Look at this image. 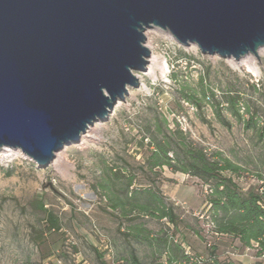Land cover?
<instances>
[{
  "label": "rangeland",
  "instance_id": "374dc122",
  "mask_svg": "<svg viewBox=\"0 0 264 264\" xmlns=\"http://www.w3.org/2000/svg\"><path fill=\"white\" fill-rule=\"evenodd\" d=\"M144 35L154 72L133 71L141 75L138 86L128 87L106 120L96 121L77 143L57 151L47 167L37 166L19 149L11 148L8 154L0 149V264H98L94 249L108 264H121L120 258L128 257L131 249L142 264H158L163 258L130 233L134 224L143 222L153 234L169 227L168 234L173 233L190 255L206 258L214 247L219 259L264 264L252 248L242 247L232 236L212 233L209 191L195 177L165 166L149 173L181 220L175 231L156 218H122L103 198L98 182L106 164H127L136 173L134 186L148 184L139 170L138 127L152 117L153 108L163 114L169 128L177 122L192 141L241 165L246 171L234 179L244 190L259 184L253 175L256 169L264 172L258 159L261 143L251 131L243 130L228 111L223 110L230 122L225 127L210 104L200 102L196 107L181 99L183 93L197 94L202 78L217 96L231 88L249 99L264 126V48L258 54L260 61L249 54L234 60L203 54L193 44L182 45L158 27L146 29ZM249 83L257 84V91ZM57 156L64 157L65 164H59ZM49 214L57 229L49 227Z\"/></svg>",
  "mask_w": 264,
  "mask_h": 264
},
{
  "label": "water",
  "instance_id": "95a60500",
  "mask_svg": "<svg viewBox=\"0 0 264 264\" xmlns=\"http://www.w3.org/2000/svg\"><path fill=\"white\" fill-rule=\"evenodd\" d=\"M152 27L203 54L258 58L264 0H0V148L47 167L138 86Z\"/></svg>",
  "mask_w": 264,
  "mask_h": 264
},
{
  "label": "trees",
  "instance_id": "16d2710c",
  "mask_svg": "<svg viewBox=\"0 0 264 264\" xmlns=\"http://www.w3.org/2000/svg\"><path fill=\"white\" fill-rule=\"evenodd\" d=\"M197 94H181V99L200 107V102L211 105L216 119L225 127H230L223 110L228 111L241 123L243 130L251 131L254 138L261 143L259 163L264 166V126L259 124L253 104L243 98L237 90L221 91L219 96L199 81ZM257 91V84L249 83ZM180 87H183L182 85ZM184 88H180L183 91ZM242 109V111H240ZM152 117L138 127L141 133L139 145L142 155L140 172L145 176L146 186H134L136 173L129 165L106 164L102 169L98 185L108 206L125 219L141 217L156 218L171 225L174 231L180 220L172 202L156 186L155 179L149 173L167 167L172 172H179L195 177L208 188V214L211 231L215 235L226 234L237 239L242 247L252 248L254 257L264 260V172L256 169L253 175L259 184L244 190L234 176L246 171L241 165L222 155L220 151H208L192 141L177 122L169 128L163 114L153 108ZM120 184L118 190L116 184ZM49 227L57 229L58 223L49 214ZM165 227L158 233H152L143 223L134 224L130 233L136 242H144L158 258V264H243L233 260L219 259L212 247L206 258L190 255L181 242L168 234ZM98 264H108L103 254L94 249ZM121 264H142L134 249L128 257L120 258ZM252 264H263L261 260Z\"/></svg>",
  "mask_w": 264,
  "mask_h": 264
},
{
  "label": "bare ground",
  "instance_id": "6f19581e",
  "mask_svg": "<svg viewBox=\"0 0 264 264\" xmlns=\"http://www.w3.org/2000/svg\"><path fill=\"white\" fill-rule=\"evenodd\" d=\"M166 31H167V33H169L170 36H172V34H171L168 30H166ZM172 38H173V37H172ZM144 45H145V46L148 48V50H149L150 46L147 45V44H144ZM193 45H194V44H193ZM263 48H264V46H263V47H260V48L257 49V51H256V55H257V56H258V54H260L259 52H260V50H262ZM149 51H150V50H149ZM250 55H251V56H252V55L255 56L254 54H249V57H250ZM245 56H246V55H245ZM255 57H256V56H255ZM251 58H252V57H251ZM148 62H149L150 64H148L147 68L145 69V73H146L147 75L153 73L154 70L156 69V67H155V63L153 62L152 58L150 59V61L148 60ZM251 62H254V61L252 60ZM133 74L135 75V77H136L137 80L139 81L140 78H141V75L138 74V73H133ZM85 132H88V130H86ZM86 136H87V137H90L91 135L87 133ZM4 147H5V146H4ZM4 147H1L0 149H1V150L3 149V151H7V154H8V151H11V150H12L11 148H8V147L4 148ZM10 154H12V153H10ZM57 162H58L59 164H65L66 160H65L64 157L57 156Z\"/></svg>",
  "mask_w": 264,
  "mask_h": 264
}]
</instances>
